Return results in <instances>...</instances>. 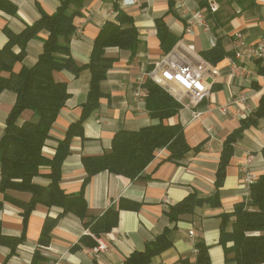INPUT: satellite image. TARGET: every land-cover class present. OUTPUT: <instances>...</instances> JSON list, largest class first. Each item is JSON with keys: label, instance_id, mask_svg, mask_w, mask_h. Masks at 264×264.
Returning a JSON list of instances; mask_svg holds the SVG:
<instances>
[{"label": "crops", "instance_id": "0c3cea01", "mask_svg": "<svg viewBox=\"0 0 264 264\" xmlns=\"http://www.w3.org/2000/svg\"><path fill=\"white\" fill-rule=\"evenodd\" d=\"M16 12L0 6V49L8 42L5 29L15 34L25 30L41 17V11L49 14L59 8L62 0H9ZM119 12L131 16L139 31L140 46L135 56L131 50L107 47L106 56L116 61L101 81L105 96L100 105L83 122L84 136H74L70 152L61 167L63 190L68 194L78 193L86 177L83 157L101 155L111 149L112 139L119 130H139L158 123L146 109L148 73L154 71L166 57L194 62L204 60L211 68L207 79L211 95L195 104L180 85L171 82L165 87L181 104L179 113L165 120L166 123H181L187 142L192 147L185 157L177 161L167 160L169 151L158 149L155 158L145 168L142 176L130 179L122 175L102 171L95 174L86 187L88 214L83 220L74 213L61 216L62 208L38 204L24 219V209L11 199L29 202V192L0 191V231L5 242H0V264H32L38 250L45 257L39 264H122L134 251H143L146 243L168 231L172 245L152 258L150 264H196V243L208 246L209 262L205 264H236L232 251L234 241L228 235L232 223L223 228L222 213H232L238 203L247 201L250 185L245 181L246 171L264 173V116L256 125L244 130L234 143V152L227 167L226 177L217 189L216 174L226 138L237 130L241 121L259 106L264 95V62L260 59L241 61L250 73L240 77L232 69L235 56L236 33L240 32L250 42L264 41V0H86L82 15L75 18L76 31L71 39V55L79 65L90 62L94 41L107 21H114ZM200 12L203 22L191 25L194 15ZM164 18L167 27L178 37L177 43L167 53L157 35L156 20ZM192 26L193 32L187 28ZM48 32L43 30L31 39L25 49L23 60L16 63L15 70L32 67L44 49ZM221 44L226 56L212 64L202 52ZM19 53V45L13 48ZM3 75L8 73L3 72ZM57 81L66 82L69 98L54 122L43 147L46 157L52 158L65 138L72 123L81 117L82 105L87 101L91 72L84 68L76 75L64 69L53 73ZM240 95L247 100L239 106L231 103ZM17 94L9 89L0 92V138L6 128L10 111ZM229 105V113H221L219 107ZM197 113H200L197 116ZM25 111L18 123L31 117ZM201 147L195 150V147ZM49 166H43L34 182L47 186ZM2 178L0 162V182ZM196 192L202 199H211L218 192V200H208L197 206L192 214H186L172 222L166 214L175 204L190 193ZM120 199L139 204L137 210L123 209L119 222L110 232L96 237L85 226ZM235 219L231 217V221ZM47 222L52 227L48 245H41L43 227ZM195 232V236L191 235ZM24 235V237H22ZM88 239L81 242L83 236ZM97 244L92 245L91 242ZM100 241L107 250H98ZM264 264V263H261Z\"/></svg>", "mask_w": 264, "mask_h": 264}, {"label": "trees", "instance_id": "16d2710c", "mask_svg": "<svg viewBox=\"0 0 264 264\" xmlns=\"http://www.w3.org/2000/svg\"><path fill=\"white\" fill-rule=\"evenodd\" d=\"M85 1L62 0L57 11L51 14L41 11L40 19L27 25L19 34L5 29L8 42L0 49V92L5 89L12 90L17 94V99L8 116L5 132L0 138L2 173L0 191L16 190L31 193L29 202L11 199L24 209L25 221L38 204L62 208L59 216L71 212L84 220L89 209L85 190L95 174L108 171L133 180L142 176L145 168L155 158L158 149L166 148L169 151L167 160L170 161L180 160L192 150L182 124L165 122L179 113L182 104L163 85L147 79L143 85L147 91L146 109L150 116L159 122L139 130L116 132L109 151L97 156L83 157L86 177L81 190L74 194H68L63 190L60 185L61 167L70 152L71 140L74 136H84L82 124L98 108L100 99L105 96L100 83L107 77L108 70L116 61L115 58L106 56V48L128 49L135 56L141 43L133 18L119 12L114 21L105 23L95 38L90 62L87 65H79L71 55L70 44L76 31L75 18L82 15ZM0 6L7 11L16 12L15 6L9 0H0ZM156 26L161 46L167 53L177 43L178 37L167 27L164 18H158ZM43 30L49 34L43 41L44 49L38 61L30 68L22 67L16 71L15 65L23 60L28 42L39 36ZM17 45L21 47L19 53L13 50ZM202 56L212 64H217L226 53L221 44H217L214 48L203 51ZM84 68L90 70L91 81L87 101L82 105L81 117L69 126L55 155L48 158L43 153V147L70 96L67 83L57 81L53 73L68 69L78 75ZM3 72L8 73V76L3 75ZM25 111H31L32 115L19 124L18 120ZM263 116L264 95L255 112L243 119L240 127L224 141L216 174L217 189L225 180L227 167L234 152V143L245 129L256 125L258 119ZM193 149L199 150L201 147ZM262 154L264 157V148ZM43 166L50 167L48 176L51 182L47 186L37 184L33 180L41 173ZM218 199V192L211 199H202L193 192L181 201L171 204L166 214L172 222H177L183 215L192 214L203 202ZM2 205L0 202V208ZM129 208L137 210L140 206L135 202L120 199L117 205H111L101 216L85 221V226L96 237L102 236L118 225L120 211ZM232 216L235 217L233 221ZM222 219L223 228L229 223L233 225V231L228 235L234 241L231 249L235 253L233 261L236 264L264 263V173L250 185L249 199L238 203L232 213H222ZM51 229L46 222L39 239L41 245H48ZM168 231L165 230L155 240L146 243L143 251L132 252L122 264H150L153 257L172 245ZM89 237L91 236H83L81 242ZM0 242H5V236L1 231ZM91 244L95 245L97 242L93 241ZM196 246L198 248L196 264L208 263L210 260L208 246L201 241H198ZM43 260L45 257L37 250L32 264H39Z\"/></svg>", "mask_w": 264, "mask_h": 264}, {"label": "built area", "instance_id": "2783aa9c", "mask_svg": "<svg viewBox=\"0 0 264 264\" xmlns=\"http://www.w3.org/2000/svg\"><path fill=\"white\" fill-rule=\"evenodd\" d=\"M134 1L131 0V2ZM196 21L203 22V16L200 12L194 15L191 25ZM187 31L193 32L192 26L188 27ZM235 44L237 48L235 56L232 58V69L235 74L243 77L250 73L245 65L240 64L241 61L260 59L264 62V41L250 42L238 32L235 36ZM211 71L209 64L204 60L194 62L184 59L178 61V59L166 57L159 62L154 71L148 73V77L155 83L163 86L171 82L177 83L189 94L193 103L198 104L211 95V89L207 81L211 75ZM169 91L172 92V89L169 88ZM246 100L247 97L245 95H240L230 103L238 109L239 116H243L244 114L239 106L241 103H245ZM219 109L223 114L229 113V105H223ZM199 115L200 113H197V116ZM256 180V174L247 170L245 181L251 185ZM191 235L195 236V232L191 231ZM98 250H107V245L103 241H100Z\"/></svg>", "mask_w": 264, "mask_h": 264}]
</instances>
